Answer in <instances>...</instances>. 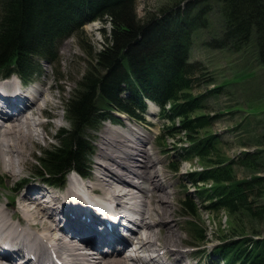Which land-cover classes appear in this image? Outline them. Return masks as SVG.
Segmentation results:
<instances>
[{
    "label": "trees",
    "instance_id": "obj_1",
    "mask_svg": "<svg viewBox=\"0 0 264 264\" xmlns=\"http://www.w3.org/2000/svg\"><path fill=\"white\" fill-rule=\"evenodd\" d=\"M218 1L226 27L211 45L238 50L251 44L264 65V0ZM181 2L139 17L137 0H0V74L16 72L29 79L39 70L38 61H54L59 42L79 36L88 19L108 24L109 36L101 48L86 49L88 66L65 102L71 127L58 129L56 143L44 151L33 172L56 185L72 169L87 174L93 153L89 129L115 118V111L143 120L146 99L154 100L161 106L160 118L168 121L159 138L165 145L169 139L184 141L188 145L182 156L201 164L186 174L194 196L181 198L183 215L192 219V238L206 246L209 228L197 221L205 212L223 211L230 228L213 232L219 242L210 256L226 264H264V154L245 150L235 160L219 151L223 141L212 126L220 114H211L206 100L221 94L229 81L196 91L209 78L203 76L201 62L190 61L192 33L207 24L211 4ZM236 164L251 173L239 177ZM242 217L259 221L262 230L250 222L248 233Z\"/></svg>",
    "mask_w": 264,
    "mask_h": 264
},
{
    "label": "bare ground",
    "instance_id": "obj_2",
    "mask_svg": "<svg viewBox=\"0 0 264 264\" xmlns=\"http://www.w3.org/2000/svg\"><path fill=\"white\" fill-rule=\"evenodd\" d=\"M15 76L4 82L6 89L13 90L22 83ZM54 88L49 78L38 80L23 90L29 105L20 117L8 116L4 121L0 117V164L15 179L30 160L33 143L44 139L41 131L50 124L44 113L56 114L48 111L57 105ZM0 113L4 108L0 107ZM129 123L126 120L122 126L107 123L103 127L89 183L70 176L62 190L22 179L16 185L19 191L11 197L6 195L9 203L0 204V245H7L8 250L0 254V264H10L28 251L36 259L28 258L24 264L49 260L55 253L65 264H151V260L161 262L154 264H197L195 252L185 249L190 241L184 240L176 223L175 191L160 156L148 145L150 136L133 123L129 127ZM99 209L108 215L123 209L137 225L131 237L121 239V248H107L113 246L112 241L98 236L90 224L81 221L82 214L99 220Z\"/></svg>",
    "mask_w": 264,
    "mask_h": 264
},
{
    "label": "rangeland",
    "instance_id": "obj_3",
    "mask_svg": "<svg viewBox=\"0 0 264 264\" xmlns=\"http://www.w3.org/2000/svg\"><path fill=\"white\" fill-rule=\"evenodd\" d=\"M175 1L137 0L138 16L143 17L148 11H158L161 6L171 5ZM184 1L186 0H183L181 3H184ZM208 2L211 4V9L207 13V24L205 27H200L192 33L190 61H199L203 64V76L209 78V83H205L200 88H197L196 91H203L206 88H212L214 84L229 81V84L224 86L221 94L211 95L206 100L208 111L211 114H220L212 126V131L220 136V141H223L220 144L219 151L224 156L234 158L235 160H239L242 157V152L245 150H260L264 154V65H261L257 61L256 50L251 44H244L238 50L230 47L218 48L211 45L210 42L213 39L219 38L223 34L226 21L219 1L208 0ZM104 26L106 30H102ZM108 36V24H104L102 21L89 23L79 32V36L75 34L60 42L57 51L58 57L54 61L41 60L39 62L43 70L41 74L36 75L38 80L42 82L44 79L49 78L55 84L54 93L57 105L55 108L49 107L48 111L50 113L55 111L56 114L44 116V113L43 118L49 119L50 121L48 120L47 122H50V124L46 128L47 131L46 129H41L44 139L33 143V154L30 155V160L18 178L11 177L0 164V204L8 203L9 199L6 195L11 197L17 190L19 191L16 185L23 178L30 180L29 176L33 175V181L40 180L41 177L39 178L36 174L37 172H33L34 168L40 167V157L46 149L56 143L57 131L60 127H71V123L65 114V102L73 94L78 80L82 77L88 66L90 55H88L89 52L86 49L92 47L94 51L99 50ZM84 44L87 45L86 48H84ZM153 108L154 105L151 103L149 109L151 113L149 112L147 116L151 124L137 121H132V123L139 131L150 136V143L148 145L153 151L157 152L158 157L160 156L161 166H163L165 172L168 174L171 181V189L175 191L173 210L175 212L176 223L180 227L181 236L185 238L184 240L188 239L190 243L192 242L193 245H197L198 243L195 242L190 234L192 231L194 232L191 223L192 219L183 215L181 198L189 194L194 196L195 188L186 174L195 167H201V164L197 158L180 160V153L184 152L185 146L188 145L184 141H179L176 145L172 139H169L166 141L167 145H165L164 139L157 137L161 132L164 121L158 118V110L152 112L155 109ZM125 119L127 122L129 121L127 117ZM126 120H123L124 124ZM107 123L110 126L111 121L107 120L102 125H99L97 130L89 131L95 140L93 143L95 154L91 161L94 170L99 152V143L101 142L100 136L103 133V127ZM132 123H129V127H133ZM111 126L117 127V125L113 124ZM261 162H264V157H261ZM172 164H178L179 169L175 171L172 168ZM235 169L239 177L251 173L241 165L236 164ZM94 170L91 172V177ZM69 178V176L65 177L64 187L69 184ZM13 187L16 189L14 190ZM242 219L241 223L244 227H251L252 224L250 222H254L257 226L256 229L262 230V225H260L259 221H253L247 217H242ZM197 224L198 226H206L210 231V239L206 246L199 245L200 248H207V255L213 243L217 242L215 237L218 235H214L213 232L216 230L218 233L221 230H228L230 228L223 211L210 216L205 212L200 220L197 221ZM251 230L248 228L247 232L250 233ZM200 253L201 250L195 251L194 262H197V264H209L210 258L206 253L204 252V254L198 257Z\"/></svg>",
    "mask_w": 264,
    "mask_h": 264
}]
</instances>
